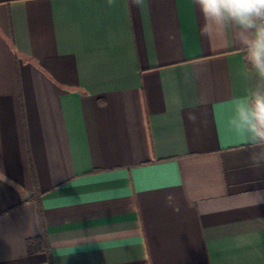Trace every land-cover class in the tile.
Masks as SVG:
<instances>
[{"label":"crops","instance_id":"crops-1","mask_svg":"<svg viewBox=\"0 0 264 264\" xmlns=\"http://www.w3.org/2000/svg\"><path fill=\"white\" fill-rule=\"evenodd\" d=\"M253 82L193 0H0V264H264Z\"/></svg>","mask_w":264,"mask_h":264},{"label":"clouds","instance_id":"clouds-1","mask_svg":"<svg viewBox=\"0 0 264 264\" xmlns=\"http://www.w3.org/2000/svg\"><path fill=\"white\" fill-rule=\"evenodd\" d=\"M193 4L200 14L202 37L222 41L231 31L241 49L245 70L254 82L234 98L228 125L243 137L252 165L264 167V0H193ZM189 119L194 122L195 116Z\"/></svg>","mask_w":264,"mask_h":264},{"label":"trees","instance_id":"trees-1","mask_svg":"<svg viewBox=\"0 0 264 264\" xmlns=\"http://www.w3.org/2000/svg\"><path fill=\"white\" fill-rule=\"evenodd\" d=\"M30 245L32 246L33 244L30 243Z\"/></svg>","mask_w":264,"mask_h":264}]
</instances>
